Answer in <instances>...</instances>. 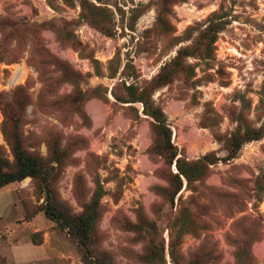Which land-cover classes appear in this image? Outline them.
I'll use <instances>...</instances> for the list:
<instances>
[{
  "label": "rangeland",
  "instance_id": "374dc122",
  "mask_svg": "<svg viewBox=\"0 0 264 264\" xmlns=\"http://www.w3.org/2000/svg\"><path fill=\"white\" fill-rule=\"evenodd\" d=\"M185 46L183 67L153 90ZM131 84L164 109L179 156L217 159L176 194L178 169L144 103L113 94L127 98ZM16 116L58 203L78 215L102 195L94 247L108 264H264V136L225 159L240 122L264 125V0H0V155L10 164ZM38 185L0 188V264H85Z\"/></svg>",
  "mask_w": 264,
  "mask_h": 264
},
{
  "label": "trees",
  "instance_id": "16d2710c",
  "mask_svg": "<svg viewBox=\"0 0 264 264\" xmlns=\"http://www.w3.org/2000/svg\"><path fill=\"white\" fill-rule=\"evenodd\" d=\"M179 1L184 0H164L167 4ZM94 15H96V12H94ZM91 21L94 25L103 27L98 20L92 18ZM212 42H215V38H213ZM207 46H210V42L207 43ZM188 47L189 46L180 48L175 59L164 65L158 76L148 84L149 86L152 85L153 90L169 83L175 73L183 67V58L190 55ZM126 69L127 66L124 68V71ZM117 72L118 71L111 77H115ZM127 89L129 95L127 98L118 94L115 88L112 91L115 98L119 101L129 104L138 101L144 103V113L154 121L156 142L160 147L161 154L168 157L171 164L175 162V166L178 169V172H173L174 177L179 180V187L176 189L175 194L182 188L183 176L187 178L189 183L206 176L210 163L215 162L217 159H210L209 161V154L197 160H187L179 156L176 148L171 143V130L167 125V115L161 106L154 103L151 97V91H148L147 86L139 88L134 84L128 85ZM263 136L264 125L258 128L250 126L245 127L242 122H240L238 128L227 140L226 148L228 155L225 159L229 160L235 158L246 142L259 140ZM10 139L12 141L15 159L14 163L10 164L8 160L0 155V188L13 182L23 181L28 177L38 180V187L41 189V192L45 194L46 199L43 211L49 218L56 221L61 228L67 229L71 237L76 240L85 264H108L106 260L96 252L94 247V232L100 217V200L102 195L99 192L94 194L81 214H72L65 205L58 203L55 199L51 171L48 170L42 158L29 152L25 148L18 117L16 118L15 127ZM53 169H55L54 166Z\"/></svg>",
  "mask_w": 264,
  "mask_h": 264
}]
</instances>
